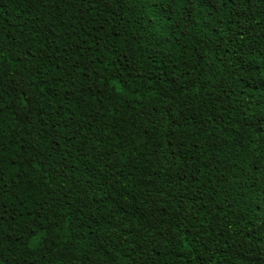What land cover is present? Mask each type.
<instances>
[{"label": "trees", "instance_id": "1", "mask_svg": "<svg viewBox=\"0 0 264 264\" xmlns=\"http://www.w3.org/2000/svg\"><path fill=\"white\" fill-rule=\"evenodd\" d=\"M0 264H264V0H0Z\"/></svg>", "mask_w": 264, "mask_h": 264}]
</instances>
